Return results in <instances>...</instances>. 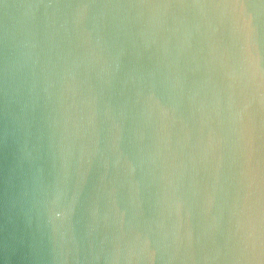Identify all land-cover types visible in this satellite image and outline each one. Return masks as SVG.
<instances>
[{"label":"water","instance_id":"obj_1","mask_svg":"<svg viewBox=\"0 0 264 264\" xmlns=\"http://www.w3.org/2000/svg\"><path fill=\"white\" fill-rule=\"evenodd\" d=\"M246 3L0 0V264H264Z\"/></svg>","mask_w":264,"mask_h":264},{"label":"snow or ice","instance_id":"obj_2","mask_svg":"<svg viewBox=\"0 0 264 264\" xmlns=\"http://www.w3.org/2000/svg\"><path fill=\"white\" fill-rule=\"evenodd\" d=\"M262 2H264V0H262ZM233 5L236 6V7H247V3H246V0H233ZM245 24L246 26H251V21L250 20H247L245 19Z\"/></svg>","mask_w":264,"mask_h":264},{"label":"clouds","instance_id":"obj_3","mask_svg":"<svg viewBox=\"0 0 264 264\" xmlns=\"http://www.w3.org/2000/svg\"><path fill=\"white\" fill-rule=\"evenodd\" d=\"M244 8H246V7H243V6L241 7V9H244ZM246 19L251 21V14H249V16ZM258 60H259V58L257 57V63H258Z\"/></svg>","mask_w":264,"mask_h":264}]
</instances>
